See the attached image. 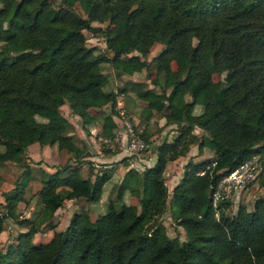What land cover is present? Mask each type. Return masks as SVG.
<instances>
[{
	"label": "trees",
	"instance_id": "trees-1",
	"mask_svg": "<svg viewBox=\"0 0 264 264\" xmlns=\"http://www.w3.org/2000/svg\"><path fill=\"white\" fill-rule=\"evenodd\" d=\"M94 21L106 23L101 31L112 56L103 60L117 74L146 69L143 56L163 44L154 56L157 87L131 81L105 90L102 59L86 43ZM0 42L9 50L0 51V164L34 142L75 152L56 95L86 130L98 117L92 108L109 104L99 112L103 137L117 127L116 96L130 91L144 101L145 120L162 113L165 123L177 125L171 140L155 146L153 164L130 170L127 188L138 204L120 195L94 219L86 209L74 211L63 229L50 224L51 238L36 243L34 234L65 199L96 202L111 177L100 169L92 179L68 163L46 172L37 191L41 206L34 218L18 220L27 228L0 251V264H264V196L231 212L230 197L213 205L222 176L250 158L264 163V0H0ZM214 73L224 77L214 80ZM194 143L213 154L189 160L172 188L173 217L185 232L180 240L167 236L160 220L168 195L164 170ZM31 174L26 166L2 192L0 231L6 217H16ZM256 182L264 187V168Z\"/></svg>",
	"mask_w": 264,
	"mask_h": 264
},
{
	"label": "rangeland",
	"instance_id": "rangeland-1",
	"mask_svg": "<svg viewBox=\"0 0 264 264\" xmlns=\"http://www.w3.org/2000/svg\"><path fill=\"white\" fill-rule=\"evenodd\" d=\"M54 5L58 4L59 0H46ZM138 6L133 5L132 11L137 10ZM75 9L82 13L78 6ZM83 14V13H82ZM94 28L85 31L87 37V45L95 48L97 57L102 59L101 67L103 72L108 76V83L105 90L118 89L121 86L129 85L131 81H142L147 87H157L154 84L157 79L155 70L154 56L163 47V44L156 42L151 47L149 53L143 56L149 61L148 67L140 72L133 74H117L109 62L104 61L105 57L112 56V52L106 47L104 36L101 31L106 23L92 22ZM9 52L8 46L4 42H0V51ZM133 53H136L134 51ZM172 67L175 68L176 64L172 62ZM224 77L223 73H214L213 79L220 80ZM134 93L129 92L127 95L120 94L116 96V107L118 111L113 115L117 127L114 134L119 136V140L114 138L110 142L104 141L100 134L102 125L103 114L99 115L100 111L107 112L109 104L101 108H92V112L98 117L87 125V130L81 126V118L74 116L70 112L68 104L59 95H56L62 114L66 120L69 121V132H73L75 152L66 149H59L57 144L44 145L37 148L36 146H27L23 152L18 153L13 159L4 161L0 164V217L5 213V209L1 206L4 201L2 192L10 190L15 186L16 181L22 175V171L26 166L31 167V179L27 184L23 193V199L18 202L14 211L16 217H6L2 224L0 231V251L6 249L8 244L16 242V234L20 230H25L27 226L20 224V218H34L36 212L40 208L39 197L37 191L40 189L42 183L41 179L46 177V170L55 171L57 168H62L67 165L79 166L81 174L94 178V174L99 173L100 169H110L111 177L107 180L103 187V192L100 200L90 202L84 198L65 199L60 208L56 210L57 214L48 222H45L41 230L34 234L33 241L36 243L48 241L53 233L50 231V224L56 225V229H63L74 211L86 209L92 219L96 218L100 213L104 212L109 200L117 201L121 195V199L126 203L138 204V198L130 194L127 184L130 179L131 168L137 169L139 172L143 171L145 167L151 165L155 161L156 153L155 146L159 144L164 138L171 140L177 133L176 124L165 123V118L162 113H154L153 117L145 120L144 113L141 109L144 101L141 99L134 100ZM189 98V97H188ZM202 109L201 105H196L194 108L195 113H199ZM234 120L235 118L231 116ZM129 128L142 139L147 136L148 146L146 149L129 150L128 138ZM200 136L202 131L196 127L194 130ZM28 148V149H27ZM3 146L0 145V150ZM213 154L212 150L208 147L198 148L197 144H191L188 152L177 158L176 160L168 161L164 170V178L168 187V195L166 198L165 209L162 213L160 220L164 225V233L169 237H179L180 240L185 238L184 229L179 226L173 217L172 205V188L182 177L186 163L191 159H202L209 157ZM259 170L264 168V163L260 160L256 161ZM49 166L54 167L50 169ZM90 166L94 168L91 174ZM102 171V170H101ZM257 196H264V187H260L255 181L244 186L237 193H233L230 197L232 204L229 212L236 210L239 203H244L251 206L253 199Z\"/></svg>",
	"mask_w": 264,
	"mask_h": 264
},
{
	"label": "built area",
	"instance_id": "built-area-1",
	"mask_svg": "<svg viewBox=\"0 0 264 264\" xmlns=\"http://www.w3.org/2000/svg\"><path fill=\"white\" fill-rule=\"evenodd\" d=\"M128 148L129 150H141L146 149L148 143L140 138L132 128H129ZM118 141L119 136L105 137L104 141L110 142L112 139ZM259 169L255 163L254 158H250L243 163L239 164L236 168L229 173L222 176L216 184L213 191V205L221 198H229L233 193H237L242 187L251 181H256L258 177Z\"/></svg>",
	"mask_w": 264,
	"mask_h": 264
},
{
	"label": "crops",
	"instance_id": "crops-1",
	"mask_svg": "<svg viewBox=\"0 0 264 264\" xmlns=\"http://www.w3.org/2000/svg\"><path fill=\"white\" fill-rule=\"evenodd\" d=\"M74 116H78V115H75V114H74ZM67 122H69V121H67ZM69 134L72 135L73 132H70ZM32 145H33V146H36L37 148H40V145H39L37 142H34V143H32V144H30V145H28V146H32ZM43 146H44V145H43ZM27 149H28V148H27ZM200 159H201V158H200ZM194 160H199V159H194ZM49 168H50V169H53L54 167L49 166ZM44 170H45V172H53V171H54V170L51 171V170H49V169H48V170L44 169ZM41 183H42V182H41ZM0 202H1V201H0ZM2 202H3V199H2ZM63 204H64V202H63ZM60 207H61V206H60ZM60 207H59V208H60ZM57 209H58V208H57ZM55 214H57L56 211H55ZM57 229H58V228H57ZM50 231H52V230L50 229Z\"/></svg>",
	"mask_w": 264,
	"mask_h": 264
}]
</instances>
